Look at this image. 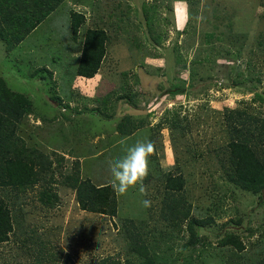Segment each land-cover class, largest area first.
<instances>
[{
	"label": "rangeland",
	"instance_id": "obj_1",
	"mask_svg": "<svg viewBox=\"0 0 264 264\" xmlns=\"http://www.w3.org/2000/svg\"><path fill=\"white\" fill-rule=\"evenodd\" d=\"M74 11L86 15L78 39ZM96 28L109 36L106 60L94 78H83L76 70L85 33ZM225 53L237 60L223 80L218 65ZM0 73L11 90L32 101L35 115L18 133L52 161L50 185L60 197L50 209L40 199L47 185L25 193L0 188L15 225L10 241L0 244V264L143 261L133 250L136 229L149 247L158 240L157 253L179 258L176 264L190 256L193 264H229L231 251L219 246L228 233L247 244L241 260L252 262L255 251L264 250V194L259 198L230 180L227 121L229 109L264 118V0H67L13 50L0 39ZM163 74L181 87L178 94H168ZM129 115L127 128L136 132L124 136L121 123ZM173 118L177 127L168 122ZM144 140L156 145L147 195L136 188L118 194L115 218L81 210L66 176L79 165L83 179L110 182L109 160ZM170 175L184 177L192 216L214 215L216 223L200 230L210 244L202 254L185 248L189 233L180 227L168 245L160 238L172 229L160 214ZM144 199L151 207H142Z\"/></svg>",
	"mask_w": 264,
	"mask_h": 264
},
{
	"label": "trees",
	"instance_id": "obj_2",
	"mask_svg": "<svg viewBox=\"0 0 264 264\" xmlns=\"http://www.w3.org/2000/svg\"><path fill=\"white\" fill-rule=\"evenodd\" d=\"M65 1L67 0H0V39L6 44L9 51L13 50L36 31ZM85 24V14L75 11L71 13V29L74 39H78ZM108 40L109 36L105 29L96 28L86 31L82 46L83 54L78 62L76 75L91 79L98 74L106 60ZM229 55L231 53H225V59L218 65V73H220L218 75L223 80L230 72L231 65L235 64L237 60L235 56L228 57ZM237 57H242L241 53ZM182 60L187 63V59ZM162 76L168 78V94L174 96L181 91L179 85L170 82V77L167 74ZM194 77L193 74L189 79L195 81ZM199 80L202 83L203 79ZM181 82L185 83L186 81ZM122 88L128 89L125 85ZM193 88L195 90V85ZM227 112L228 130L231 132L228 150H230L232 175L229 173V178L233 184L263 198L264 118L249 110L229 109ZM33 114L35 115L32 101L25 95L11 90L7 80L0 73V188L15 189L25 193L28 190H34L39 184L47 185L40 191V199L46 207L52 209L60 200L58 193L54 192L50 185L54 182L52 179L53 163L48 156L40 153L38 148L33 145L29 146L18 133L23 120ZM130 122H132V118L129 115L121 123L120 130L124 136H132L136 132L134 128H127V124ZM168 122L174 127L179 125L177 118L168 120ZM139 124L140 128L145 125L144 121ZM58 165L60 166L61 162ZM48 176H51L49 181H47ZM64 183L75 191L76 200L81 210L110 218H115L118 215L120 210L118 194L113 191L110 182H105V178L102 176L95 180L90 177L83 179L79 165H77L76 171L72 175L66 176ZM185 184L186 181L182 175H170L167 178L168 195L163 200L160 214L167 227H172V229L163 232L164 235L160 238L164 239L168 245V241L175 237L174 232L180 227L189 233L190 240L185 248L191 249L193 252L200 248V254H202L210 244L206 245L205 239L200 236V230L210 227L216 221L214 215L211 214L207 218L192 216V206L182 193ZM128 221L129 219L125 221L124 225ZM236 224L240 225L241 220H238ZM14 232L12 211L7 202L0 198V244L9 242ZM135 232L137 240L133 242V250L144 260L128 261L124 264H176L180 260L179 258H170L164 253H157L154 246L158 245V240H155L153 246L150 245L153 248L149 247L146 244L148 240L143 239L137 229ZM127 233L131 239L134 237L133 230L128 229ZM219 246L231 251L229 264H264V250L261 252L256 250L255 259L252 262L241 260V254L247 252V244L239 234L228 233L219 240ZM168 248L170 250L172 246ZM191 259V256L188 257L184 264H193ZM114 262H116L114 264L119 263L115 260Z\"/></svg>",
	"mask_w": 264,
	"mask_h": 264
},
{
	"label": "clouds",
	"instance_id": "obj_3",
	"mask_svg": "<svg viewBox=\"0 0 264 264\" xmlns=\"http://www.w3.org/2000/svg\"><path fill=\"white\" fill-rule=\"evenodd\" d=\"M156 151V145L150 140L137 141L127 146L124 154L109 160L110 184L115 193L124 195L130 188H136L141 196L147 195L144 181L150 172V157ZM151 200L144 199L141 205L151 207Z\"/></svg>",
	"mask_w": 264,
	"mask_h": 264
}]
</instances>
